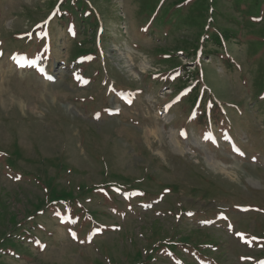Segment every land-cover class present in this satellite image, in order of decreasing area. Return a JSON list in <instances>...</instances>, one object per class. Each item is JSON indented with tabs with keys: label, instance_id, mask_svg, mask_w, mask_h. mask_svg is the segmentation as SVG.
<instances>
[{
	"label": "rangeland",
	"instance_id": "374dc122",
	"mask_svg": "<svg viewBox=\"0 0 264 264\" xmlns=\"http://www.w3.org/2000/svg\"><path fill=\"white\" fill-rule=\"evenodd\" d=\"M262 30L264 0H0V264H264Z\"/></svg>",
	"mask_w": 264,
	"mask_h": 264
},
{
	"label": "trees",
	"instance_id": "16d2710c",
	"mask_svg": "<svg viewBox=\"0 0 264 264\" xmlns=\"http://www.w3.org/2000/svg\"><path fill=\"white\" fill-rule=\"evenodd\" d=\"M246 2L248 3V8L252 11V6L256 5L257 4V7L260 6V3L262 2V0H246ZM256 2V3H254ZM238 4V2H236ZM204 5L200 4L198 6L195 7L196 11L198 10V8L200 7H203ZM248 15L250 14V11L247 12ZM261 14V10L257 11V13H255V15H251V17L253 16H256L258 17V15ZM248 20H246L245 22L247 23ZM250 26H252V24H250ZM264 31V30H262ZM224 35V34H223ZM234 35V33H230V34H227V35H224L225 37L229 38V37H232ZM262 37H264V35H262ZM226 39V38H225ZM3 241V240H2ZM3 242L0 241V245L2 244Z\"/></svg>",
	"mask_w": 264,
	"mask_h": 264
},
{
	"label": "snow or ice",
	"instance_id": "6c2138e0",
	"mask_svg": "<svg viewBox=\"0 0 264 264\" xmlns=\"http://www.w3.org/2000/svg\"><path fill=\"white\" fill-rule=\"evenodd\" d=\"M17 66L19 67V66H21V65H19V63H18V61H17ZM49 79H51V77H48ZM177 99H179V97H177ZM117 112L119 111L118 109L116 110ZM97 118H99L98 116H97ZM180 136H182V137H185L186 136V132L182 129L181 131H180ZM234 151H236V152H239V149H236V148H234L233 149ZM241 155H242V153H240ZM18 178V177H17ZM189 215H191V213H189ZM75 238V237H74ZM37 243H39V242H37ZM40 247L41 248H43V245H40Z\"/></svg>",
	"mask_w": 264,
	"mask_h": 264
},
{
	"label": "bare ground",
	"instance_id": "6f19581e",
	"mask_svg": "<svg viewBox=\"0 0 264 264\" xmlns=\"http://www.w3.org/2000/svg\"><path fill=\"white\" fill-rule=\"evenodd\" d=\"M20 61H21V60H20ZM19 65H20V64H19ZM48 77H50V74H49V73L47 74V78H48Z\"/></svg>",
	"mask_w": 264,
	"mask_h": 264
}]
</instances>
